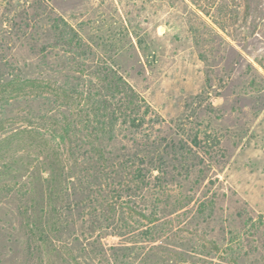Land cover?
I'll return each instance as SVG.
<instances>
[{
  "label": "rangeland",
  "instance_id": "1",
  "mask_svg": "<svg viewBox=\"0 0 264 264\" xmlns=\"http://www.w3.org/2000/svg\"><path fill=\"white\" fill-rule=\"evenodd\" d=\"M218 2L236 13L220 14L213 5L206 15L190 0H0V81L37 76L54 85L67 70L83 82L96 66L114 69L158 114L152 135L181 145L187 164H195L178 165L169 147L163 173L157 161L152 165L153 197L137 204L164 214L165 237L155 244L183 254L186 261L174 264H204L212 256L216 264H264V0ZM55 17L74 28L87 59L79 49L73 62L58 49L41 59L38 48ZM10 92L0 99L5 126L46 119L47 100L29 108L23 91ZM121 146L130 144L118 140L113 148ZM161 191L164 201L155 199ZM209 198L211 215L198 214ZM13 211L14 203H0V264H40ZM142 240L125 243L134 253L119 264H147ZM211 242L216 249H201ZM66 243L80 254L79 243ZM169 252L172 262L176 252ZM68 261L105 264L83 254Z\"/></svg>",
  "mask_w": 264,
  "mask_h": 264
},
{
  "label": "trees",
  "instance_id": "2",
  "mask_svg": "<svg viewBox=\"0 0 264 264\" xmlns=\"http://www.w3.org/2000/svg\"><path fill=\"white\" fill-rule=\"evenodd\" d=\"M190 1L206 15L213 5L220 14L236 13L218 0ZM216 38L220 39L217 30ZM48 39L38 48L42 60L55 49L70 62L78 55L77 49L80 58L87 59L84 43L63 18L51 19ZM82 81L67 70L54 85L37 76L0 81V99L8 90H21L29 108L44 99L51 105L42 123L28 120L15 127L5 126L0 111V203H14L13 213L24 229L27 250L35 263L50 264L55 258L60 263L69 264V259L77 263L83 254L105 264H119L134 253L135 246L125 243H135L139 237L148 244L140 260L183 263L186 259L181 252L155 244L165 237L164 214L138 206L137 199L153 197L152 181L157 176L152 178V165L157 161L163 173L169 147L176 153L177 164L185 168L186 152L181 145L170 146L166 137L152 135L158 114L114 69L96 66L93 76ZM118 140L130 146L113 148ZM194 165L191 162L188 168ZM163 195L161 191L155 199L164 201ZM213 206V198L202 200L196 212L210 216ZM107 236H117L120 242L107 244L103 242ZM68 240L80 244L78 256L66 247ZM201 249L210 253L216 245L203 243ZM169 251L178 256L174 253L172 262ZM214 258L204 264H216Z\"/></svg>",
  "mask_w": 264,
  "mask_h": 264
}]
</instances>
